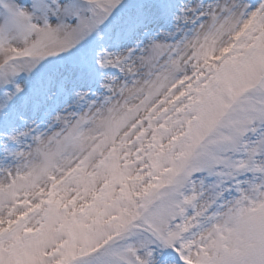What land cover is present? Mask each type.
Returning <instances> with one entry per match:
<instances>
[{"label": "snow or ice", "instance_id": "6c2138e0", "mask_svg": "<svg viewBox=\"0 0 264 264\" xmlns=\"http://www.w3.org/2000/svg\"><path fill=\"white\" fill-rule=\"evenodd\" d=\"M0 264H264V0H0Z\"/></svg>", "mask_w": 264, "mask_h": 264}]
</instances>
